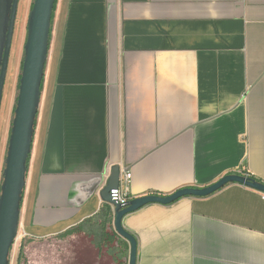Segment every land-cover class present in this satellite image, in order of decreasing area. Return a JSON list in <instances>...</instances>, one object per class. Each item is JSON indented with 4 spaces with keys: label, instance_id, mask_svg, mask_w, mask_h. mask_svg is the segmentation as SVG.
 <instances>
[{
    "label": "crops",
    "instance_id": "crops-1",
    "mask_svg": "<svg viewBox=\"0 0 264 264\" xmlns=\"http://www.w3.org/2000/svg\"><path fill=\"white\" fill-rule=\"evenodd\" d=\"M26 38L23 23L0 187ZM115 165L129 199L240 169L264 182V0L56 1L15 264L23 243L28 264H129L101 194ZM123 224L137 264H264L263 193L238 183Z\"/></svg>",
    "mask_w": 264,
    "mask_h": 264
},
{
    "label": "water",
    "instance_id": "water-1",
    "mask_svg": "<svg viewBox=\"0 0 264 264\" xmlns=\"http://www.w3.org/2000/svg\"><path fill=\"white\" fill-rule=\"evenodd\" d=\"M19 1L0 0V103L9 67ZM56 1L34 0L28 15L21 77L0 187V264L11 263V253L19 234L28 161L41 102ZM8 12L11 16L9 23L5 24ZM120 183L121 167L115 165L101 194L104 200L115 206L116 231L131 244L129 264H137L138 241L136 236L124 227L123 219L127 214L151 203L171 204L185 196L206 197L230 183H238L264 193V182L233 173L223 176L209 186L184 187L165 195L148 194L130 199L126 205H122L111 196V190L118 188Z\"/></svg>",
    "mask_w": 264,
    "mask_h": 264
},
{
    "label": "rangeland",
    "instance_id": "rangeland-1",
    "mask_svg": "<svg viewBox=\"0 0 264 264\" xmlns=\"http://www.w3.org/2000/svg\"><path fill=\"white\" fill-rule=\"evenodd\" d=\"M33 1L34 0H32V4H33ZM28 2L29 0L19 1L16 28H15L14 38H13V45L11 49L10 62H9V67H8V72H7V81H6V86H5V93H7L8 97L11 94L13 85H14V77H15V72L17 68V55L20 53V50H21V42H20L21 26L23 25V23H25V26H26V23H27L28 16L26 17V15L28 11ZM23 54H24V49H23ZM20 74H21V71H20ZM17 95H18V91H17ZM15 106H16V102H15ZM15 106H14V109H15ZM13 118H14V112H13ZM3 168H4V165H3ZM19 239H20V233L18 234V238L13 246L14 248H15L16 243L19 241ZM10 264H15L13 253H11V263ZM18 264H28L26 256L23 261L19 262L18 260Z\"/></svg>",
    "mask_w": 264,
    "mask_h": 264
},
{
    "label": "built area",
    "instance_id": "built-area-1",
    "mask_svg": "<svg viewBox=\"0 0 264 264\" xmlns=\"http://www.w3.org/2000/svg\"><path fill=\"white\" fill-rule=\"evenodd\" d=\"M236 173L241 174L243 176H248V177H252L250 176V174L248 173H244L241 169L238 170ZM132 176L131 172H127L126 173V179H130ZM111 196L112 199L117 201L118 203H121L122 205H126L127 202L130 200L128 197L127 192H125L121 186H119L118 188H115L113 190H111ZM263 197H264V193H263Z\"/></svg>",
    "mask_w": 264,
    "mask_h": 264
},
{
    "label": "flooded vegetation",
    "instance_id": "flooded-vegetation-1",
    "mask_svg": "<svg viewBox=\"0 0 264 264\" xmlns=\"http://www.w3.org/2000/svg\"><path fill=\"white\" fill-rule=\"evenodd\" d=\"M10 16H11V13L8 12V14H7V19L5 20V21H6L5 24L9 23V18H10ZM3 57H4V55H3ZM9 62H10V60H9ZM6 81H7V77H6ZM6 81H5V85H4V91H3L2 101H1V103H0V120H1V116H2V107H3V101H4V94H5ZM7 149H8V147H7ZM6 153H7V152H6ZM2 172H3V171H2Z\"/></svg>",
    "mask_w": 264,
    "mask_h": 264
},
{
    "label": "trees",
    "instance_id": "trees-1",
    "mask_svg": "<svg viewBox=\"0 0 264 264\" xmlns=\"http://www.w3.org/2000/svg\"><path fill=\"white\" fill-rule=\"evenodd\" d=\"M20 77H21V75H20ZM24 251H25V243L22 244V247H21V250H20L19 262H21V261H23L25 259V252Z\"/></svg>",
    "mask_w": 264,
    "mask_h": 264
}]
</instances>
